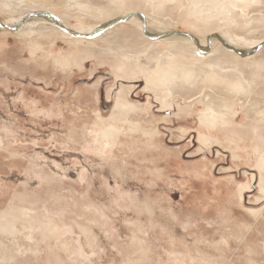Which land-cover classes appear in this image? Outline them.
<instances>
[{"label":"rangeland","instance_id":"1","mask_svg":"<svg viewBox=\"0 0 264 264\" xmlns=\"http://www.w3.org/2000/svg\"><path fill=\"white\" fill-rule=\"evenodd\" d=\"M12 16L0 11V23ZM18 31L0 30V212L24 210L30 228L1 239L12 260L0 251V264H264L255 140L209 127L201 94L162 107L142 78L116 70L114 30L84 43L92 53L58 35L29 44ZM254 35L259 52L264 29ZM123 92L141 129L120 124L105 145L99 135Z\"/></svg>","mask_w":264,"mask_h":264},{"label":"bare ground","instance_id":"2","mask_svg":"<svg viewBox=\"0 0 264 264\" xmlns=\"http://www.w3.org/2000/svg\"><path fill=\"white\" fill-rule=\"evenodd\" d=\"M262 10L264 0H0V11L13 15L0 23V30L19 28L16 34L29 44L34 42L32 38L58 35L72 45L83 46L87 53L94 50L85 42L92 45L95 38L114 30L121 44L116 50L117 71L129 78H142L145 91L162 107L176 96L189 100L201 94L204 121L209 127L229 129L225 131L230 142L240 141L233 137L237 130L255 140L257 168L264 170V49L256 52L258 48H254L258 42H254L255 31L264 29ZM83 13L101 22L78 28L64 21ZM176 21L189 25L191 32L168 30ZM24 29L27 32L23 33ZM40 42L31 50H38ZM239 101L243 102V123L234 126L239 122L233 123ZM139 112L124 92L118 95L110 124L99 135L103 144L114 141L120 124L140 130L141 123L131 120ZM145 135L152 137L148 132ZM199 140L209 139L200 136ZM260 187L264 191V174ZM26 216L18 208L0 212V251L7 254L5 262L12 260V252L1 239L23 236L30 228Z\"/></svg>","mask_w":264,"mask_h":264},{"label":"water","instance_id":"3","mask_svg":"<svg viewBox=\"0 0 264 264\" xmlns=\"http://www.w3.org/2000/svg\"><path fill=\"white\" fill-rule=\"evenodd\" d=\"M2 26V24H0V27ZM91 35H94V33L93 34H91Z\"/></svg>","mask_w":264,"mask_h":264}]
</instances>
